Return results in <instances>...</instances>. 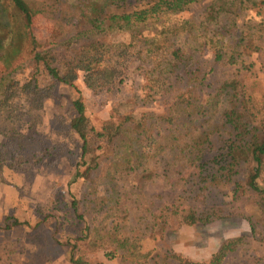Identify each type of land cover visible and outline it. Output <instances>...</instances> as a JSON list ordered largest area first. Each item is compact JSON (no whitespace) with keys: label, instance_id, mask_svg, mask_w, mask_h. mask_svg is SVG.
<instances>
[{"label":"rangeland","instance_id":"obj_1","mask_svg":"<svg viewBox=\"0 0 264 264\" xmlns=\"http://www.w3.org/2000/svg\"><path fill=\"white\" fill-rule=\"evenodd\" d=\"M46 1L66 11L85 2ZM154 1L128 0L105 11L131 13ZM215 2L198 0L175 11L163 7L146 21L123 30L89 33L71 28L58 37L52 35L48 16L31 19L36 52L53 55L54 66L62 68L83 45L98 42L109 50L118 75L97 91L85 87L82 74L73 86L53 84L42 61L25 55L15 70L0 75V264H74L73 256L87 264H182L172 253L205 262L231 239L239 241L222 264H264V202L261 208L252 190H235V185L244 184L251 165L241 163L235 172L227 173L221 168V156L226 155L232 139L230 129L220 126L211 134L199 167L186 164L179 149L171 146L167 124L161 119L147 120L155 122L151 132L160 133L161 149L150 148L148 153L150 132L144 141L142 133L135 134L141 130L136 125L143 126L141 111L170 112L178 88L192 87L197 104L219 93L225 81L237 78L255 102L264 97V32L260 38L257 33L254 36L262 48L249 58L254 65L248 71L215 61L209 43L210 38L231 43L249 26L257 32L259 15L244 13L237 25L224 13L211 20ZM9 11V2L0 0V54L9 42L8 29L3 26ZM176 49L184 55L181 60L171 54ZM157 61L162 74L170 77V90L145 105L143 92ZM193 71L205 74L201 84L193 79ZM26 85L36 86L38 95L26 91ZM222 94L219 108L225 99ZM78 96L95 130L108 122L121 125L117 135L96 142L101 146L95 152L100 155L99 167L88 171L69 128L71 103ZM130 114L133 119L125 120ZM173 115L175 123L168 127L182 143L196 133L199 123L185 126L196 116L181 110ZM135 135L140 140L130 156L125 143ZM77 166L86 172L76 176ZM213 173L216 177L210 179ZM189 208L199 217L210 215L209 220L187 224L172 212ZM13 219L19 223L7 227Z\"/></svg>","mask_w":264,"mask_h":264},{"label":"trees","instance_id":"obj_2","mask_svg":"<svg viewBox=\"0 0 264 264\" xmlns=\"http://www.w3.org/2000/svg\"><path fill=\"white\" fill-rule=\"evenodd\" d=\"M7 1L10 4L11 12H8L6 23L3 26L8 29L9 42L0 54V75L15 70L19 66V62H16L25 55L27 58L35 57L36 60L42 61L53 80V84L62 83L73 86L74 81L82 74V82L85 87L91 91H97L114 82L118 75L117 68L113 64L112 55L107 47L103 43L98 42L83 45L79 54L72 60L65 61L62 68H58L53 65V55L36 52L37 45L30 24L34 16H48L53 25L52 35L58 37L71 28L76 32L89 33L127 29L134 24L146 21L162 10L163 7L171 11L181 10L187 4L198 0H155L153 3L140 5L139 8H136L131 13H107L105 11L113 6L121 7L128 0H85L81 7L72 11H66L60 6L48 4L46 0ZM248 12L259 15L256 21L257 32H252V27L249 26L248 29H243L237 33L231 43H222L223 40L214 41L213 38L209 40L213 48L215 61H226L228 64L237 66L242 71H248L252 68L254 62L249 60V58L262 48L254 39V36L257 33L260 38V33L264 32V0H216L209 15V18L213 20L217 14H229L233 23L237 25V21L240 20L239 17ZM249 21L255 23L252 17L249 18ZM181 28L185 29V26L182 25ZM2 40L0 39V43ZM152 50L151 45L150 51ZM179 51L176 49L171 52L175 60H181L184 56ZM160 65L161 62L157 61L149 73L148 87L143 92L142 103L145 105L154 102L157 97L170 90V88L168 89L170 77L162 74ZM190 74H193V79L199 84L205 80L204 73L197 75L193 71ZM189 78L192 79V76ZM26 86V91L34 92L35 95H38L36 86ZM219 88V93L209 95V97L197 104L193 103L195 99L192 87L175 89L171 111L162 115L156 114L151 110L141 111L140 119L143 122V126L136 125L141 130L135 131V134L142 133V137L145 136L142 139L144 141L150 132L151 141L148 143V153H150V148L161 149L160 137H158L160 133L151 132L155 122L149 123L147 121L148 119H153V117L161 119L162 123L167 124L166 130H168V134L166 138H170L171 146L174 149H179V153L186 164L199 167L201 166L199 161L203 150L211 142V134L217 130L219 131L220 126H227L232 133V139L227 147L226 155L222 154L221 156L223 162V167L221 168H225L226 173L231 170L235 172L236 167L241 165V163H249L251 169L246 175L244 184L235 185V190L237 191L240 188L244 191L247 189L252 190L260 200L259 203L262 208L264 202V97H259L257 100L260 102H255L256 99L243 90V83L237 78L225 81ZM49 93L50 91H48L46 96ZM221 94L225 96V99L222 102L223 107L219 108ZM71 110L69 128L76 135L78 141V156L85 164L86 171L96 169L99 167L98 158L100 155L95 154V152L101 148L100 145H95L96 142L109 140L112 136L117 135L120 132L121 125H114L112 122H108L100 130H95L90 125L81 96L72 101ZM177 110L187 112L189 116H196L195 120L193 118L190 119L185 126L191 125L192 122L199 123V125L195 124L196 133L182 143L175 135V131L168 127L170 123V125L175 123L173 113ZM133 116V114L127 115L125 120H132ZM139 140L138 135L127 138L125 144L128 146L127 149L130 156L135 153L133 146ZM76 168V176H81L86 172L80 171L78 166ZM210 177V179H213L216 174L213 173ZM74 206L75 204H73ZM75 212H77L76 209ZM172 212L179 213L182 220L187 224L208 221L210 218V215L199 217L192 208L184 211L173 209ZM76 217L81 218L79 214ZM18 223V220L13 219L7 227ZM238 241L239 239H231L223 242L218 250L205 262L183 259L175 253H172L171 256L182 264H222L228 253L235 250ZM72 248H74V245H72ZM71 262L74 264H87L86 261L79 258L75 259L74 256L71 257Z\"/></svg>","mask_w":264,"mask_h":264}]
</instances>
